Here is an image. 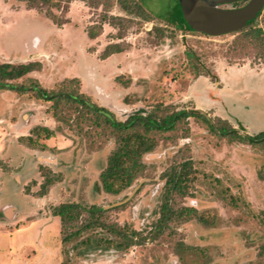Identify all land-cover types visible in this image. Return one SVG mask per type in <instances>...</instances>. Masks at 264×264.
<instances>
[{
	"label": "rangeland",
	"instance_id": "374dc122",
	"mask_svg": "<svg viewBox=\"0 0 264 264\" xmlns=\"http://www.w3.org/2000/svg\"><path fill=\"white\" fill-rule=\"evenodd\" d=\"M134 2L144 4L147 18L119 0H71L66 10L51 7L64 22L57 24L46 6L0 0V64L39 62L14 82L81 92L118 120L189 109L242 133L264 130V8L245 29L261 28L256 40L241 31L181 30L160 16L167 0ZM95 24L101 33L90 38ZM111 44L123 51L103 58ZM53 103L0 89V264H264V145L230 141L191 117L173 131L152 133L157 145L143 156V170L115 195L102 189L100 174L117 135L81 105L64 101L55 116ZM39 126L54 135L40 131L36 138ZM31 133L34 146L22 139ZM184 162L191 166L187 193L169 195L163 175ZM46 171L59 180L40 195ZM167 201L171 216L163 209ZM68 202L105 208L103 221L134 243L86 250L88 237L123 240L97 229L64 244L52 209ZM184 207L199 216L178 217Z\"/></svg>",
	"mask_w": 264,
	"mask_h": 264
},
{
	"label": "trees",
	"instance_id": "16d2710c",
	"mask_svg": "<svg viewBox=\"0 0 264 264\" xmlns=\"http://www.w3.org/2000/svg\"><path fill=\"white\" fill-rule=\"evenodd\" d=\"M30 7H48L46 15L55 21L57 24H63L56 16L51 7H56L58 10H66L67 5L71 0H22ZM135 0H119L124 9L136 12L137 15L147 18V12L144 9L143 3L134 2ZM248 0H234L227 3H233L234 7L241 6L240 2H247ZM260 13H258V16ZM166 22L178 29L196 31L188 22L180 0H167V7L160 15ZM255 20L250 21L244 28L237 32H242L244 37H250L258 40L261 37V28L245 29L254 23ZM102 30L101 24H95L87 29L90 38H96ZM199 32V31H197ZM203 33V32H201ZM205 34V33H203ZM208 35V34H205ZM123 51L120 44H111L107 46L102 55L107 58L112 54ZM39 62H29L21 64L2 63L0 64V89L13 90L18 92H33L36 96L45 101H53L57 104L54 115H57L58 106L60 103L66 101L73 104L81 105L86 108L89 113H92L95 118L93 122L97 125H103L113 135L118 137V147L111 153L108 158L106 168L100 174V182L102 189L110 194H120L129 188L137 179L138 175L144 168L142 158L145 154L152 152L157 141L152 136V133H166L177 128V124L194 117L204 122L207 127L214 134L220 135L230 141H238L251 146L264 145V130L255 134L242 133L239 129L232 126L228 121L219 119L217 125H214L210 118L199 110L181 109L161 115L158 112L151 111L148 114L136 112L130 114L124 120H118L114 114L107 108L102 107L96 103L91 102L81 92L57 90L51 91L43 88L37 81H32L30 85L25 86L17 84L14 81L22 78L30 72L38 70ZM57 109V110H56ZM40 131L44 133L45 138H50L54 132L45 126L35 127L33 133L36 138L40 135ZM27 140L31 146L36 145V139L32 138V133L28 136L22 137ZM46 147V145H44ZM191 166L184 162L181 169L177 167L165 172L163 177L166 179L167 192L169 195L175 193L179 195H186L188 184L191 181L190 168ZM190 168V169H189ZM42 169V168H41ZM45 181L41 185L40 195L47 193L50 185L59 180V175L46 171L42 173ZM164 211L171 216L172 209L168 205V201L163 207ZM105 208L91 205L85 209L77 202L62 203L52 209V214L58 216L61 220L63 236L62 242L64 244L70 243L73 239L81 237L85 231L97 229L109 231L123 240L116 241L110 237L92 238L88 237L82 240L86 245V250L104 248L105 245H113L117 249L127 248L134 243V238L128 236L115 223H106L102 219L105 213ZM199 216L195 208L184 207L178 213V217H192Z\"/></svg>",
	"mask_w": 264,
	"mask_h": 264
},
{
	"label": "water",
	"instance_id": "95a60500",
	"mask_svg": "<svg viewBox=\"0 0 264 264\" xmlns=\"http://www.w3.org/2000/svg\"><path fill=\"white\" fill-rule=\"evenodd\" d=\"M230 1L234 0H180V3L190 26L210 36L241 30L264 8V0H248L234 8L219 6Z\"/></svg>",
	"mask_w": 264,
	"mask_h": 264
}]
</instances>
